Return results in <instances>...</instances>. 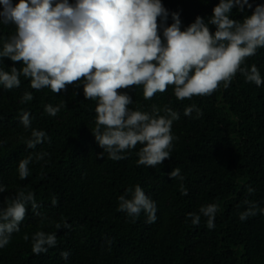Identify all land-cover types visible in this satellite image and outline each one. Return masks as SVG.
Returning a JSON list of instances; mask_svg holds the SVG:
<instances>
[{
  "label": "trees",
  "instance_id": "trees-1",
  "mask_svg": "<svg viewBox=\"0 0 264 264\" xmlns=\"http://www.w3.org/2000/svg\"><path fill=\"white\" fill-rule=\"evenodd\" d=\"M217 2L162 0L167 9L179 12L181 27L197 14L209 15ZM250 12L233 6L232 16ZM13 31L14 25L0 24V35ZM12 63L20 66L3 58L5 67ZM253 63L264 76V48L246 57V65ZM20 79L19 87L0 86V139H5L0 144V183L7 186L0 191V204L25 187L33 191L40 214L27 206L19 231L0 248V264H264V214L257 211L244 220L238 215L247 207L241 203L245 198L264 206V81L257 86L237 72L227 88L180 100L171 85L148 99L139 85L118 89L132 98L129 107L167 105L180 113L171 125L175 139L170 156L147 166L136 163L139 144L120 159H111L107 152L98 155L103 149L91 132L95 101L83 96L81 86L72 82L52 92ZM25 90L32 91L31 100H21ZM60 101L64 106L55 115L44 111L45 103ZM189 104L201 114L193 110L185 115ZM22 108L30 112L32 127L44 129L49 137L34 149L21 139L29 134L19 121ZM29 151L47 155L31 162L29 175L20 179L16 164ZM174 167H179L182 181L168 175ZM134 184L155 200V221L146 223L143 211L131 217L117 208V197ZM249 186L253 192L246 190ZM208 202L219 204L215 227L208 228L203 216L192 224L185 213ZM37 229L57 235V244L39 254L31 251V234ZM61 250L68 251L66 259Z\"/></svg>",
  "mask_w": 264,
  "mask_h": 264
},
{
  "label": "clouds",
  "instance_id": "clouds-1",
  "mask_svg": "<svg viewBox=\"0 0 264 264\" xmlns=\"http://www.w3.org/2000/svg\"><path fill=\"white\" fill-rule=\"evenodd\" d=\"M233 6L241 13L245 8L251 12L235 18ZM169 16L171 22L166 23ZM181 23L179 12L167 9L162 0H0V24L14 25L10 35H0V86L19 87L23 76L31 88L58 92L75 82L85 98L95 101L91 132L103 149L98 155L107 152L111 159H120L125 150L139 144L136 163L154 166L170 156L175 139L171 125L180 113L167 105L152 104L150 110L129 107L132 98L118 89L139 85L148 99L171 85L172 94L180 100L227 88L237 72L257 86L264 81L256 64H245L246 57L264 48V0L254 5L250 0H218L206 17L197 14L186 26ZM5 57L20 66L5 67ZM32 97V91L25 90L21 100ZM63 106L60 101L43 107L55 115ZM193 110L197 116L201 114L195 104L185 106L183 113L192 115ZM19 121L29 131L21 137L27 148L34 149L49 139L44 129L32 127L27 109H20ZM3 143L5 139H0ZM46 155L29 151L20 158L15 169L18 178L27 177L29 164ZM168 175L183 180L179 167ZM6 187L0 183V191ZM181 190L187 192L183 184ZM246 190L254 191L251 186ZM117 200V208L128 216L143 211L146 223L156 220V202L141 185L126 188ZM56 202L53 196L52 203ZM241 203L247 205L238 213L241 220L257 211L264 214V206L255 201L245 198ZM29 205L34 214H40L33 191L25 187L4 197L0 248L19 231ZM218 210V203L208 202L185 215L192 224H199L203 216L206 226L213 228ZM28 238L25 234L24 239ZM56 244L55 232L37 229L31 234L33 253L46 252ZM68 254L61 250L63 258Z\"/></svg>",
  "mask_w": 264,
  "mask_h": 264
}]
</instances>
